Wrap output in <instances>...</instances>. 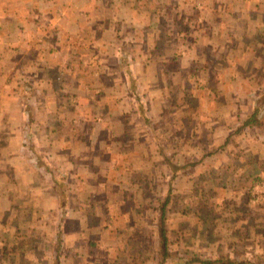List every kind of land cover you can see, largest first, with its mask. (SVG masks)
<instances>
[{"label":"crops","instance_id":"1","mask_svg":"<svg viewBox=\"0 0 264 264\" xmlns=\"http://www.w3.org/2000/svg\"><path fill=\"white\" fill-rule=\"evenodd\" d=\"M263 100L264 0H0V264H103L126 240L89 236L95 180H197L222 151L254 171L228 257L264 264Z\"/></svg>","mask_w":264,"mask_h":264},{"label":"rangeland","instance_id":"2","mask_svg":"<svg viewBox=\"0 0 264 264\" xmlns=\"http://www.w3.org/2000/svg\"><path fill=\"white\" fill-rule=\"evenodd\" d=\"M235 145L238 147L237 141ZM223 152L203 160L198 167L197 180H192L188 175H181L179 179L170 177L167 180L160 176L162 171L158 167H153L151 180H131L134 173L132 170L128 171L127 166L125 176L130 180H95L98 184L97 190L108 195L113 207L110 208L108 204L100 206L99 203L92 204L85 200L87 209L82 214V220L89 226V236L96 243L99 242L101 231L106 233L109 224L111 233L116 235L118 241L126 240L123 241L126 249L116 247L110 259L103 264H111L109 262L113 260L112 264H159L156 231L159 222L158 208L170 185L173 186V195L167 227L171 253L187 258L238 255L242 251L239 242L243 235L242 215H238V212L254 209L247 207L245 197L246 190L253 182L251 179L254 171L242 166L241 162L226 164L221 157ZM168 156L171 162L185 163L193 161L195 153L180 155L173 151ZM199 159L200 154L196 160ZM192 172L193 170L189 173ZM131 173L132 176H129ZM235 176L241 179L234 180ZM100 208L101 214L96 218L95 214ZM207 213H212V216L209 217ZM218 214L222 217L219 218ZM108 217H112V221ZM79 225V217L74 213L71 227L75 229ZM131 228L133 231H129ZM182 230H185L183 235L180 234ZM127 244H130L129 248ZM92 247L89 255L96 257L95 247ZM243 250L247 253L244 256L251 255L252 250Z\"/></svg>","mask_w":264,"mask_h":264},{"label":"trees","instance_id":"3","mask_svg":"<svg viewBox=\"0 0 264 264\" xmlns=\"http://www.w3.org/2000/svg\"><path fill=\"white\" fill-rule=\"evenodd\" d=\"M264 101V100H263ZM264 108V104L257 106L254 109L253 114L248 117L244 125L250 126V127H256L259 125L260 121L258 120L262 109ZM43 168V167H42ZM47 171V168H43ZM172 192H173V186H169L168 192L161 204V214H160V220L158 224L159 229V238H158V249H159V257L160 261L159 264H192L194 262H200L202 264H240L244 262H237L235 260L230 259L229 257H218L215 259H202L200 257H192L191 259L182 258L179 255H174L171 253L170 250V241L168 236V230L166 227V214L167 209L171 205L172 202Z\"/></svg>","mask_w":264,"mask_h":264},{"label":"built area","instance_id":"4","mask_svg":"<svg viewBox=\"0 0 264 264\" xmlns=\"http://www.w3.org/2000/svg\"><path fill=\"white\" fill-rule=\"evenodd\" d=\"M262 195L264 196V193Z\"/></svg>","mask_w":264,"mask_h":264}]
</instances>
